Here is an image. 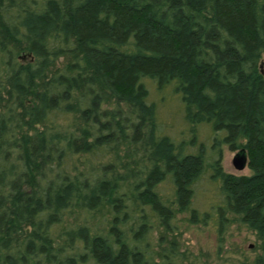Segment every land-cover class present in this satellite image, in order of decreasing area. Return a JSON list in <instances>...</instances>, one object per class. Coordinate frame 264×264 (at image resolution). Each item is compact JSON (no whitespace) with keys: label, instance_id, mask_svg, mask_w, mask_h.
Here are the masks:
<instances>
[{"label":"rangeland","instance_id":"1","mask_svg":"<svg viewBox=\"0 0 264 264\" xmlns=\"http://www.w3.org/2000/svg\"><path fill=\"white\" fill-rule=\"evenodd\" d=\"M46 1L0 0V24L13 38H20L24 47L14 54L0 43V198L7 193L0 200L2 222L16 219L13 223L19 236L28 235L14 264H67L66 260L70 264H112L119 253L127 264H148L151 259L160 261L171 242L177 264H242L254 259L264 264V240L230 211L235 200L232 195L226 197V182L218 177V172L237 178L253 174L244 146L247 139L230 133L214 118L201 120L204 115L182 91L184 82L179 77L139 73L132 89L141 88L135 91L134 101L119 95L91 61L84 62V49L63 26L69 13L87 0H53L63 20L56 28H47L42 45L36 47L29 22L44 12ZM262 1L257 0L258 8ZM116 2L137 5L136 0ZM150 13L157 20L171 15L166 6ZM165 24L171 27L168 21ZM220 35L226 42L220 48L222 54H245L227 30L221 28ZM131 36L109 42V47L121 54H141L142 50L130 44ZM197 54L199 61L210 59L216 64L213 57ZM254 54H258L257 67L264 79V48ZM252 65L251 58L239 62L235 75L225 69L218 74L223 83H234ZM27 90L32 93L26 95ZM203 90L214 97L210 88ZM258 99L264 102V94ZM113 118L120 120L118 129ZM23 133L31 137L26 148L18 140ZM39 133L47 136L42 148L36 137ZM162 136L169 140L158 142ZM164 142L177 159L199 155L192 158L196 166L183 196L174 183L179 182L176 172L172 182L167 160L164 163L156 155L159 143ZM241 148L247 160L244 168L237 169L233 157ZM25 158L36 162L31 174L24 167ZM153 171L164 178L145 184ZM100 185L102 190L92 202L89 196L97 194L93 190ZM49 186L71 188L68 202L55 212L49 211L48 199L53 201L57 193ZM155 192L169 208L167 215L157 212L160 204ZM189 199L190 207L206 213L205 222L187 221ZM33 200L34 212L26 213L25 202ZM10 203L18 210L15 218L8 211ZM43 235L53 240L54 251L48 260L44 249L38 252L34 244ZM94 237L105 243L104 253L111 258H99Z\"/></svg>","mask_w":264,"mask_h":264},{"label":"trees","instance_id":"2","mask_svg":"<svg viewBox=\"0 0 264 264\" xmlns=\"http://www.w3.org/2000/svg\"><path fill=\"white\" fill-rule=\"evenodd\" d=\"M116 1L87 0L76 10H72L68 19L63 22L64 28L74 33V41L76 37L77 43L84 49L86 54L83 58L84 62L91 61L95 71L113 84L119 95L130 101H134L135 91L141 88V86H135L132 89L139 73L153 74L159 78L179 77L184 82L182 91L195 103L200 111L199 114L204 115L201 120L214 118L217 124H223L222 126L228 128L230 133H237L238 137L246 138L247 143L244 146L248 152L249 166L253 174L250 177L237 178L218 172V177L226 182L224 192L226 197L229 198L232 195V199L235 200L234 207H230V211L237 214L242 223L255 229L257 235L264 240V102L258 99V96L264 94V79L257 67L258 54H254L257 48H264V0L259 8L257 0H136L135 7L118 4ZM46 4L44 12L29 22L32 39L36 40V47L42 45L40 43L42 33L63 20V15L56 10L53 0L46 1ZM164 6L171 12V15L159 16L158 20L153 18L150 10ZM101 14L103 18H99ZM165 21H168L171 27L166 26ZM221 28L227 30L237 40L238 45L245 51L244 55L235 51L232 54L227 52L222 54L220 48L224 49L226 42L220 35ZM130 36L132 37L130 44L142 50L141 54H121L109 47V42L119 43ZM0 43L9 49L8 53L17 54L19 50H24L22 40L13 38L1 24ZM91 44L94 46L89 47ZM209 49L212 53H209ZM198 51L201 52L200 55L213 57L217 65L211 63L210 59L207 62L199 61ZM251 58L253 65L243 78L239 77L234 83L232 81L222 82L218 74L220 69H225L227 73L235 75L238 72L239 62H247ZM98 83L103 85L101 80ZM205 87L215 93L214 97L203 90ZM29 93L32 91L27 90L26 95ZM20 116L22 123L24 116L23 114ZM111 122L115 128L120 127V120L113 118ZM36 137L39 147H44L47 143V136L39 133ZM18 140L20 146L26 148L31 137L23 133ZM162 140L169 139L163 136L158 137V142ZM191 141L194 142L193 139ZM170 148L166 142L159 143L156 155L164 163L165 159L167 160L165 164L168 171H172V182L173 171L176 172L179 182L174 183L180 186L178 193L182 195L187 184L191 182V173L196 166L192 158L196 160L199 155L185 154L184 159L179 156L177 159V156L170 154ZM24 167L31 174L36 167L35 160L25 158ZM159 176L160 174L153 171L145 184L146 182L147 184L159 182L164 178V176ZM52 189V186H49V190ZM70 189V187L53 189L57 194L53 197V201L48 199L50 212H55L58 206L68 202L67 194ZM101 190L102 185L95 188L93 191L97 194L89 196V199L94 202ZM113 190L109 195L111 200L114 196ZM155 195L154 197H157L159 201L157 202L160 204L157 212L160 215L165 211L167 215L169 208L161 201L157 193ZM6 196L7 193H3L0 200H4ZM190 199L185 208L188 214L187 221L193 224L205 222L206 213L201 214L197 209L190 207ZM1 201L0 264H14L19 260V250L21 246L22 249L25 247L28 235L19 236L14 226L16 219L13 221L15 223L2 222L4 213ZM35 207L34 200L25 202L23 206L26 213L34 212ZM7 208L13 217L18 215L15 204L10 203ZM21 215L20 213L19 217ZM93 241L96 243L101 260L111 258L110 255L104 253L106 246L101 239L94 237ZM34 244L39 249L38 252L44 249L47 260L52 257L54 246L51 236H37ZM170 244L171 249L162 255L160 261L151 259L148 264H177L174 260V247L172 246L174 242ZM128 247L131 249L133 246L129 243ZM262 247L264 248V244ZM66 263L70 264V260H66ZM127 263L122 253H119L112 264ZM242 264L260 263L254 259Z\"/></svg>","mask_w":264,"mask_h":264},{"label":"water","instance_id":"3","mask_svg":"<svg viewBox=\"0 0 264 264\" xmlns=\"http://www.w3.org/2000/svg\"><path fill=\"white\" fill-rule=\"evenodd\" d=\"M247 160L246 152L242 148L240 149L235 156L233 157V164L237 169H242L245 166V162Z\"/></svg>","mask_w":264,"mask_h":264},{"label":"flooded vegetation","instance_id":"4","mask_svg":"<svg viewBox=\"0 0 264 264\" xmlns=\"http://www.w3.org/2000/svg\"><path fill=\"white\" fill-rule=\"evenodd\" d=\"M242 149V148H241ZM240 150V149H239Z\"/></svg>","mask_w":264,"mask_h":264}]
</instances>
